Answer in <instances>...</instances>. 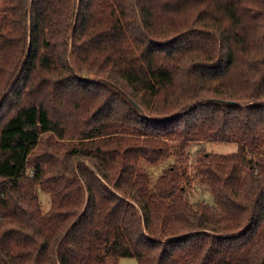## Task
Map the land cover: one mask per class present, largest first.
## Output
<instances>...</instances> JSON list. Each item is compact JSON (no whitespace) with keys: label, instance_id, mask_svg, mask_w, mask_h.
<instances>
[{"label":"trees","instance_id":"obj_1","mask_svg":"<svg viewBox=\"0 0 264 264\" xmlns=\"http://www.w3.org/2000/svg\"><path fill=\"white\" fill-rule=\"evenodd\" d=\"M80 222L84 264H264V0H0V264Z\"/></svg>","mask_w":264,"mask_h":264},{"label":"rangeland","instance_id":"obj_2","mask_svg":"<svg viewBox=\"0 0 264 264\" xmlns=\"http://www.w3.org/2000/svg\"><path fill=\"white\" fill-rule=\"evenodd\" d=\"M197 149H202V150H206V151H217V152H231L236 150V143L234 142H215V143H204V147L203 144L199 145V146H195L194 148L190 149V152L192 154L195 153V151ZM193 158V156H192ZM163 163H161L160 165H158L159 167L162 165ZM146 169L152 174V178L155 180L157 175L159 174L161 168L157 167V166H149L145 164ZM38 194L40 197V201L42 204V207L44 209V211H47L50 209L51 206V196L48 192L43 191L42 189H38ZM204 195L201 194V192L196 191L195 192V197L199 198L202 197ZM71 233L69 234V252L71 255V258L76 260V264H84L83 263V258L85 256V241H86V225L83 222H80L79 224H77L76 226H74L72 228V230L70 231ZM138 259L136 257H122L120 258L118 264H138Z\"/></svg>","mask_w":264,"mask_h":264}]
</instances>
